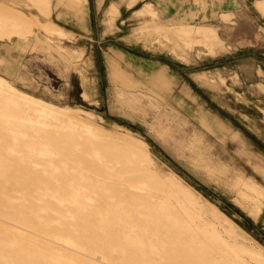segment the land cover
Wrapping results in <instances>:
<instances>
[{"label":"rangeland","instance_id":"374dc122","mask_svg":"<svg viewBox=\"0 0 264 264\" xmlns=\"http://www.w3.org/2000/svg\"><path fill=\"white\" fill-rule=\"evenodd\" d=\"M254 1L5 0L0 264H264Z\"/></svg>","mask_w":264,"mask_h":264},{"label":"crops","instance_id":"0c3cea01","mask_svg":"<svg viewBox=\"0 0 264 264\" xmlns=\"http://www.w3.org/2000/svg\"><path fill=\"white\" fill-rule=\"evenodd\" d=\"M32 1H41V0H32ZM97 1L107 2L108 5L110 4L106 9V16H107V18L110 19L114 15V13H116V12L118 13V8H117L116 4L121 3L122 0H97ZM135 1L136 0H130L129 5H133V3ZM139 1H141L143 3L145 2V3L142 6H140L138 9H136L135 12L138 15L143 16V17L153 16L154 14H156V10H157L160 18H162V19L169 18V16L165 14L167 8L162 9L159 6L160 0H139ZM182 1H187V0H182ZM4 2H5V0H0V37H3V36L10 37L13 34H21V33L24 34L23 33L24 29L28 26L27 20L22 18L19 15H16L14 13L11 14L10 12H8ZM256 2H257V0L254 1L255 9L257 10V8H258V10L260 12L264 13V0L257 3V8H256ZM154 6H155V8H154ZM200 18L201 17L198 16V19H200ZM178 28H186V27L180 26ZM197 28H202V29H205L206 31H210L211 33H213V35L217 39L216 32L213 29H210L209 27H205V26H199ZM49 31H52V33H54V32L62 33V34L64 33L63 29L61 27L57 26L55 23L50 24V26L47 29V32H49ZM210 32L205 33L204 36H207V38L208 37L210 38V35H211ZM217 49L218 48H215V51H218ZM114 66L117 67L116 63L114 64ZM110 67H112L111 64H110ZM116 72H117V74L120 75L118 67L116 69ZM162 75H163L162 73H158L154 76V79L152 80V82H153L152 84L155 87H162L164 85ZM28 95H30V94H28ZM259 111L264 113V108H260ZM224 124H226V123H224Z\"/></svg>","mask_w":264,"mask_h":264}]
</instances>
